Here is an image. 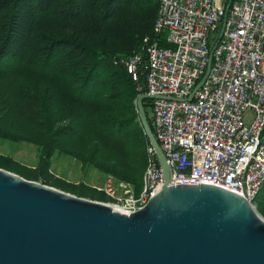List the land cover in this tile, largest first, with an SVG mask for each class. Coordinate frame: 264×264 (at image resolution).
Segmentation results:
<instances>
[{
  "label": "trees",
  "instance_id": "obj_1",
  "mask_svg": "<svg viewBox=\"0 0 264 264\" xmlns=\"http://www.w3.org/2000/svg\"><path fill=\"white\" fill-rule=\"evenodd\" d=\"M158 8L149 0H0V70L8 62L35 73L19 94L28 107L20 114L36 126L28 133L0 119V138L33 141L40 156L35 168L0 156L1 168L108 201L102 191L55 178L52 158L62 153L141 189L150 142L135 101L146 81L142 72L138 85L121 61L139 53L145 38L155 37ZM159 45L172 48L165 33ZM150 103L144 100L153 129ZM254 204L264 216V186Z\"/></svg>",
  "mask_w": 264,
  "mask_h": 264
},
{
  "label": "built area",
  "instance_id": "obj_2",
  "mask_svg": "<svg viewBox=\"0 0 264 264\" xmlns=\"http://www.w3.org/2000/svg\"><path fill=\"white\" fill-rule=\"evenodd\" d=\"M149 1L159 6L155 37L121 64L138 85L143 72V93L159 97L151 99V118L171 184L216 185L254 204L264 186V0ZM163 33L172 48L159 45ZM135 107L138 113L137 100ZM148 154L138 192L113 174L94 186L108 196L104 203L132 214L162 189L151 145Z\"/></svg>",
  "mask_w": 264,
  "mask_h": 264
},
{
  "label": "water",
  "instance_id": "obj_3",
  "mask_svg": "<svg viewBox=\"0 0 264 264\" xmlns=\"http://www.w3.org/2000/svg\"><path fill=\"white\" fill-rule=\"evenodd\" d=\"M154 98L141 93L137 107L162 189L124 214L0 168V264H264V216L252 202L216 185L171 184L144 107Z\"/></svg>",
  "mask_w": 264,
  "mask_h": 264
},
{
  "label": "rangeland",
  "instance_id": "obj_4",
  "mask_svg": "<svg viewBox=\"0 0 264 264\" xmlns=\"http://www.w3.org/2000/svg\"><path fill=\"white\" fill-rule=\"evenodd\" d=\"M218 35V33H213L211 42L216 41ZM33 75L35 73L32 70L17 63L11 64L6 62L0 70V119L3 123L8 124L14 129L28 133H33L36 130V126L25 121L24 115L20 114L26 113L28 107L20 98L19 90L24 87V83L32 80L31 76ZM147 112L151 116L152 110L150 108L147 109ZM251 117V113L246 114V122L249 123ZM80 142L82 144L85 143L82 139ZM0 156H11L13 161L26 168H35L40 161L38 144L28 140L13 141L0 138ZM50 172L56 179L65 183L73 184V186L84 184L94 189L103 185L107 175L95 167L85 168L83 163L74 156L62 153L55 154L52 158ZM53 187L60 189L56 186ZM68 193L78 196L72 192Z\"/></svg>",
  "mask_w": 264,
  "mask_h": 264
}]
</instances>
